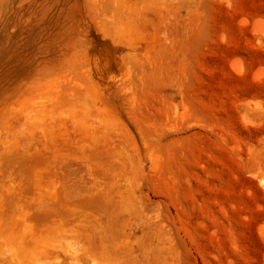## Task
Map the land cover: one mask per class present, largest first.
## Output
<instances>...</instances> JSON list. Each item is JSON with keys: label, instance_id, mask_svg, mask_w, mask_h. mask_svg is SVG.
Wrapping results in <instances>:
<instances>
[{"label": "rangeland", "instance_id": "1", "mask_svg": "<svg viewBox=\"0 0 264 264\" xmlns=\"http://www.w3.org/2000/svg\"><path fill=\"white\" fill-rule=\"evenodd\" d=\"M263 30L264 0H0V264H264Z\"/></svg>", "mask_w": 264, "mask_h": 264}, {"label": "bare ground", "instance_id": "2", "mask_svg": "<svg viewBox=\"0 0 264 264\" xmlns=\"http://www.w3.org/2000/svg\"><path fill=\"white\" fill-rule=\"evenodd\" d=\"M257 19V18H256ZM244 21V20H243ZM256 23V22H255ZM255 26V25H254ZM260 28H261V26H260ZM263 29V28H262ZM256 31V30H255ZM264 31V30H263ZM263 33V32H262ZM262 39V38H261ZM241 61V60H240ZM236 67H238L237 69H239L240 67L239 66H236ZM243 67V66H242ZM236 69V68H235ZM258 71V70H257ZM238 74V73H237ZM256 74H258V73H256ZM252 75V74H251ZM259 79V78H258ZM32 139V138H31ZM68 161V160H67ZM70 164V163H69ZM67 166H70V165H67ZM66 165H65V167H67ZM73 166V165H72ZM76 167V166H75ZM71 168V167H70ZM74 168V167H73ZM63 169V168H62ZM67 169V168H66ZM64 170V169H63ZM62 171V170H61ZM60 171V172H61ZM66 172H67V170H66ZM68 173V172H67ZM76 174V173H75ZM84 176V175H83ZM59 184V183H58ZM51 204V203H50ZM41 205V204H40ZM40 205H39V208H40ZM36 207H38V206H36ZM42 208V207H41ZM30 264H39V263H37V262H33V263H30Z\"/></svg>", "mask_w": 264, "mask_h": 264}]
</instances>
